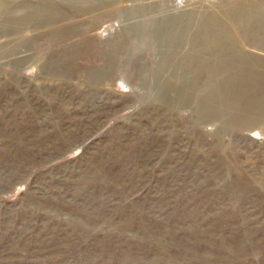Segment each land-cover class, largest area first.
Here are the masks:
<instances>
[{"label":"rangeland","instance_id":"1","mask_svg":"<svg viewBox=\"0 0 264 264\" xmlns=\"http://www.w3.org/2000/svg\"><path fill=\"white\" fill-rule=\"evenodd\" d=\"M0 264H264V0H0Z\"/></svg>","mask_w":264,"mask_h":264},{"label":"built area","instance_id":"2","mask_svg":"<svg viewBox=\"0 0 264 264\" xmlns=\"http://www.w3.org/2000/svg\"><path fill=\"white\" fill-rule=\"evenodd\" d=\"M203 1H205V2H208V3H209V2H211V1H213V0H203Z\"/></svg>","mask_w":264,"mask_h":264}]
</instances>
